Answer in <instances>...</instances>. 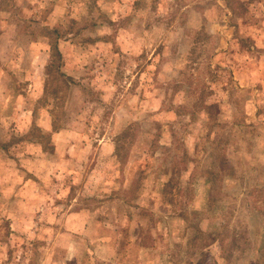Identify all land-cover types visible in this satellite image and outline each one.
I'll use <instances>...</instances> for the list:
<instances>
[{
    "label": "rangeland",
    "instance_id": "rangeland-1",
    "mask_svg": "<svg viewBox=\"0 0 264 264\" xmlns=\"http://www.w3.org/2000/svg\"><path fill=\"white\" fill-rule=\"evenodd\" d=\"M0 264H264V0H0Z\"/></svg>",
    "mask_w": 264,
    "mask_h": 264
},
{
    "label": "trees",
    "instance_id": "trees-1",
    "mask_svg": "<svg viewBox=\"0 0 264 264\" xmlns=\"http://www.w3.org/2000/svg\"><path fill=\"white\" fill-rule=\"evenodd\" d=\"M53 66H55V65H53V64L50 65V66L47 68V70H46V71H47L46 74H47V77H48V78H49L50 75H51V69H53V68H52ZM60 76L63 77L64 75L60 74ZM66 81H67V80H66Z\"/></svg>",
    "mask_w": 264,
    "mask_h": 264
}]
</instances>
